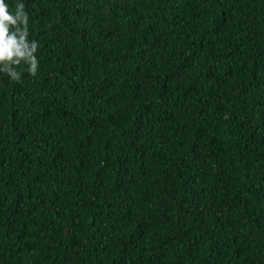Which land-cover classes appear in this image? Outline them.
I'll return each mask as SVG.
<instances>
[{
	"label": "trees",
	"instance_id": "16d2710c",
	"mask_svg": "<svg viewBox=\"0 0 264 264\" xmlns=\"http://www.w3.org/2000/svg\"><path fill=\"white\" fill-rule=\"evenodd\" d=\"M0 264H264V0H5Z\"/></svg>",
	"mask_w": 264,
	"mask_h": 264
},
{
	"label": "clouds",
	"instance_id": "9594fccd",
	"mask_svg": "<svg viewBox=\"0 0 264 264\" xmlns=\"http://www.w3.org/2000/svg\"><path fill=\"white\" fill-rule=\"evenodd\" d=\"M23 3H17L14 11L5 0H0V72L11 80L19 81L21 74L17 67L28 65L27 71L35 76L39 61L36 53L38 43L29 40V17Z\"/></svg>",
	"mask_w": 264,
	"mask_h": 264
}]
</instances>
